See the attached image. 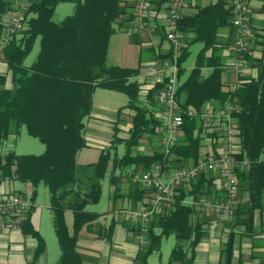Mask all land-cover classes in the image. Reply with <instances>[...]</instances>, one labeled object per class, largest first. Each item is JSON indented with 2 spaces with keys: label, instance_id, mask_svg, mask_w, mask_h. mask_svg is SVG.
Wrapping results in <instances>:
<instances>
[{
  "label": "trees",
  "instance_id": "16d2710c",
  "mask_svg": "<svg viewBox=\"0 0 264 264\" xmlns=\"http://www.w3.org/2000/svg\"><path fill=\"white\" fill-rule=\"evenodd\" d=\"M61 1L67 0H38L25 5L23 28L12 34L11 40L0 50V61L7 65L12 79L11 88L6 89L3 87L4 77H0V171L33 187L28 198L30 209L38 195L37 188L42 185L47 189L53 230L60 248L55 264H82L77 239L83 227H88L102 215L88 210L89 206L99 204L102 182L108 179L117 192L120 177L132 180L126 174L131 168L143 172L154 164L164 163V158L157 149L144 156L136 152L143 135L157 137L158 120L139 100L140 88L134 80L144 51L138 54L139 64L135 68L110 66L106 61L111 36L130 19L127 12L133 7L132 0H69L75 5L73 12L63 21L56 22L53 14ZM10 5V0H0V34L4 28L1 17L10 10ZM232 19L233 13L225 0H218L215 4L197 8L194 14L183 15L179 23L187 45L179 60L177 94L185 97L184 109H192L197 118H185L181 128L183 134L172 150L168 165L170 168L187 167L200 157L203 130L199 122L207 103L234 106L231 115L240 148L234 158L245 161L246 167L234 169L239 204L229 225L243 226L247 234L253 230V217L261 209L264 191V62L252 59L250 48L245 54V62L258 69L255 79L242 80L233 88L222 82L217 33L224 26L231 27L229 39L232 45L237 31L232 26ZM261 40L264 48V36ZM36 42L39 51L34 61L26 65L24 61ZM196 43L201 48L189 74L182 80L184 63L189 58L191 46ZM149 51H146L148 58L153 56L152 49ZM208 51L209 56L206 55ZM203 70H208V74L203 75ZM158 88L152 90V95ZM98 89L126 96L125 108L134 112L129 137L122 141L115 136L109 148L101 150L95 163L79 165L77 154L87 148L85 120L92 111L93 95ZM22 127L42 144L43 153L20 155L4 150L10 135H16ZM211 138L215 140L216 137L213 134ZM119 144L125 145L121 157L117 155ZM116 171L122 175L116 177ZM134 187V199L142 202L147 191L136 184ZM242 192L249 197L245 202ZM217 193L212 179L206 175L198 177L186 188H179L173 209L154 213L147 226L149 246L142 264H146V257L159 251L162 240L170 236L175 238L176 244L166 264L177 261L192 264V251L205 234V222L202 221L204 216L194 217L193 209L185 199L190 196L195 200L203 195L217 199L222 196L216 197ZM30 212L26 213L27 216ZM66 212H70L73 218L71 231L64 218ZM27 216L21 228L25 234L36 238L37 259L46 248ZM130 230H135L134 226ZM230 244L231 241L226 248L224 264L231 261ZM187 250H190L191 257L187 256Z\"/></svg>",
  "mask_w": 264,
  "mask_h": 264
},
{
  "label": "crops",
  "instance_id": "0c3cea01",
  "mask_svg": "<svg viewBox=\"0 0 264 264\" xmlns=\"http://www.w3.org/2000/svg\"><path fill=\"white\" fill-rule=\"evenodd\" d=\"M35 1L38 0H15L17 4H21L23 9H25V5H28ZM217 1L218 0H188L189 6L183 10L182 15L194 14L197 8H203L209 6L210 4H215ZM151 2V22L156 25L155 31H136V24L133 17V7L129 8L127 12L130 19L126 20L123 26L119 29L124 32L130 33V37L132 38L133 43L135 45H139L140 47V49L138 50V54L140 53V51H144L142 56H145L146 60H143L141 62L138 75L136 76V78H134L135 81H137V78L141 76L144 64L153 62L158 52H160L161 55L166 53L165 48L167 45L164 42V36L166 32L165 27L167 25L166 14L168 1L151 0ZM247 2L249 11L251 12V26H253L254 28L251 40L252 46L250 55L252 59H262L264 62V48L261 45V39L262 36H264V0H247ZM67 3L71 4V9L73 12L75 5L73 4V2L67 0L61 1L56 5L54 14L58 9H63L60 7H63L62 5H65ZM225 4L228 7L226 0ZM12 5H14L13 1L11 2V5L9 7L10 10L1 17V22H3L4 24L3 33L7 30V27L10 23L9 21L12 13L11 10L13 9ZM231 29L232 28L229 26H224L219 29L217 33L218 43L216 44V48L219 50L220 56L222 57V82L228 84L230 88H233L239 85L242 80H245L247 78L255 79L258 73V69H256V67L250 64V62L248 61H244L242 66L237 67L236 57L233 54L231 41L229 39ZM36 43L38 44V42ZM151 49L153 51V56L148 58L149 54L146 51L150 50L149 52H151ZM138 54L137 59L139 64ZM206 55L209 56L210 51H208ZM208 72V70H203V75H207ZM0 77H4L5 79L3 87L6 89H10L12 85L11 73L9 72L7 65L2 61H0ZM179 99L182 101V103H184L185 97L183 95H181ZM126 105L119 107L118 109H114V111L109 110L108 116L103 114V110L101 111V116L105 119L107 118V123H105L107 129H101L100 131L103 133L102 137H104V139H106L109 144L112 143L115 136L122 141L127 140L129 137V128L131 127V120L134 112L129 108L126 109ZM219 107L220 106L218 103H207L204 106L202 113L205 110L213 108L216 109ZM96 109L97 107L93 104L92 111L87 116V118L93 120V117L95 116V114H97ZM88 121L89 124L85 125L84 137L86 147L93 148L88 143L87 136L91 137L92 134H96L90 132L91 129H88V127H92L90 120ZM19 131L16 135L19 134ZM16 135H10L8 141H6L4 144V150H7V148L11 146L10 142H12ZM200 137V156L203 154L220 152V146L216 141L212 140L210 134L202 133L200 134ZM155 149L160 151L158 137H150L145 134L143 135L139 146L136 148V152L144 156L152 154ZM239 149V141H237V138L234 137L232 139L231 145V153L234 157L235 154L239 152ZM83 150H81L79 153H81ZM101 150L103 149L101 148L100 152ZM99 154L97 155L96 160ZM96 160L90 163H95ZM239 163L240 164L236 168L243 170L246 167V162L244 161ZM115 174L116 177L122 175L119 171H116ZM207 178L212 179L213 188L216 191L218 190L216 197L222 195L220 184L221 180L219 179L218 173L207 176ZM106 180L108 183V200L111 202V209L104 213L100 212L102 215L100 216L99 220L91 223L88 227H83L80 230L77 239V250L79 255L81 256L82 264H142L143 257L148 250L149 244L148 242L145 243V245L139 244L137 237L138 232H136L135 230H130V228L132 227L131 223L120 215V212L122 210H132L140 206L141 202L134 199V186L136 184L140 188L142 187L139 183H136L133 180L130 181L128 180V178L126 179L124 178V176H122L117 182L118 189L117 192H115V188L113 187V185L110 184L108 179ZM41 187L44 188L42 185L37 188L38 195L33 201L32 209L29 210L31 212L28 214V216L26 213H28L29 211L19 215V217L10 222L6 219V216L4 217L0 215V264H33L35 260L36 264H55L58 260L60 256V248L58 252L56 251L51 259L49 248L47 247L45 239L44 231H46L45 233L48 234L49 226H51V231L53 233L54 230L51 219V210L48 205V199L47 202H44L43 204H37V199L40 195L39 189ZM32 189L33 187L29 183L15 180L11 178L8 173H1L0 171V201H2L6 196L18 194L28 200V198L32 194ZM262 196L263 201L261 209L260 211H256L253 217V230L247 234L244 230V227L240 225L230 226L229 224H224L217 230H210L206 227L210 216L209 214H205L204 219L202 220L205 222L203 226L205 234L203 237H201L199 243L192 251V264H224L226 259V248L230 241V264H264V191L262 193ZM241 197L244 202L249 198L246 192H242ZM191 200L193 199H191V197L189 196L185 199V203L188 204ZM66 213L64 216L65 219ZM26 216L28 217L33 230H35L40 235L45 244V252L41 254L37 259H35V247L37 245L36 238L31 236L30 234H25L21 228V223L25 221L24 219L26 218ZM66 224L68 226L67 219ZM160 250L161 246L159 251L150 253L146 257V264H150L149 257L153 253H156L157 258H159L158 264H166L169 261L170 253L167 256V260L164 261ZM186 252L187 256L191 257L190 250H187ZM172 264L180 263L177 261Z\"/></svg>",
  "mask_w": 264,
  "mask_h": 264
},
{
  "label": "built area",
  "instance_id": "2783aa9c",
  "mask_svg": "<svg viewBox=\"0 0 264 264\" xmlns=\"http://www.w3.org/2000/svg\"><path fill=\"white\" fill-rule=\"evenodd\" d=\"M12 1L14 5H12L9 26L4 33L0 34V50L11 40L12 34L23 28V7L15 0ZM166 1H168L164 36V42L167 45L166 53L161 55L158 52L153 62L144 64L143 72L137 78L140 88L139 100L158 120L155 130L160 145L159 152L164 158V163L154 164L143 172L131 169L126 173L147 193L138 208L120 212V215L129 221L135 230H138V242L142 245L148 242L147 226L153 214L161 210L173 209L177 202L179 188L188 187L202 175L210 176L218 173L221 180L222 196L212 199L203 195L188 203L193 209L195 218L209 214L210 219L206 226L208 229L217 230L224 224L231 223L234 209L239 204V186L234 169L240 163L231 153L232 139L236 134L231 115L235 107L231 104L205 110L200 116L203 134L215 135L214 141L220 146V152L203 154L187 167L170 168L168 165L172 160V150L183 134L181 128L185 118H194L196 114L190 108L184 109V103L177 94L179 60L187 45L186 35L179 29V23L183 18L182 12L189 3L188 0ZM132 3L136 31H155L156 25L151 22V0H132ZM226 3L233 13L232 26L237 30L233 37L232 51L236 57V65L240 67L252 44L251 12L247 0H226ZM156 87L159 88L152 95V90ZM30 208L29 201L19 194L6 196L0 201V215L6 216L10 222L29 211Z\"/></svg>",
  "mask_w": 264,
  "mask_h": 264
},
{
  "label": "rangeland",
  "instance_id": "374dc122",
  "mask_svg": "<svg viewBox=\"0 0 264 264\" xmlns=\"http://www.w3.org/2000/svg\"><path fill=\"white\" fill-rule=\"evenodd\" d=\"M62 6L63 7L60 8L63 9H58L53 15V20H55L56 22L63 21V18L67 17V15H70L72 13L71 4L67 3ZM200 48L201 45L199 43H196L191 46L189 58L184 63L185 74L182 77V80L189 74V70L191 69L193 62L195 61L197 51ZM139 49V45H135L133 43L132 38L130 37V33L124 32L122 30H117L116 33L111 36V39L109 41V49L106 58L107 64L110 66L117 65L123 68L136 67L138 65L137 54L139 52ZM37 53L38 44L35 43L31 53L25 60V64L30 65V63L34 61ZM142 59L146 60L145 56H142ZM93 104L97 107L96 113L98 115L95 114L93 120L86 117L85 125L89 124L88 120H90L92 127H88V129H91L90 132H93L97 136L93 134L91 137L87 136V141L93 148H87L81 153H78L76 160L78 161L79 165H86L92 161H95L97 155L100 153L101 148L104 150L109 148L108 141L104 139V137H102L103 133L100 131L101 129H107L105 126V123H107V118L105 119L101 116V111L103 110V114L108 116L109 110L114 111V109H118L119 107L126 105V96L118 92H109L103 89H98L93 96ZM10 143L11 146L7 149L13 151L14 153L24 155H39L44 152L42 144L36 138L29 136L24 127L20 129L19 134L16 135V137ZM124 151V145H118L117 154L119 157L124 154ZM107 187V180H104L102 182L103 193L99 204L89 206V211L91 210L99 213H104L111 209V202L108 200ZM39 191L40 195L37 199V204H43L44 202H47L48 191L42 187L39 189ZM66 219L68 220L69 231H71L73 218L70 212L66 213ZM45 232L46 231H44V234L47 247L49 248L50 257L52 259L56 251H59V247L57 245V238L55 233L51 231V226H49L48 234H46ZM175 244V238L173 236L162 240L160 252L164 261L167 260V256L170 253V250L175 246ZM149 258L150 264H158L159 258H157L156 253H153Z\"/></svg>",
  "mask_w": 264,
  "mask_h": 264
}]
</instances>
